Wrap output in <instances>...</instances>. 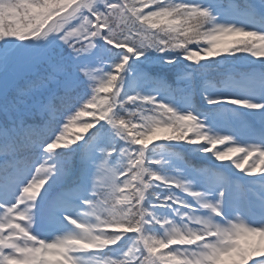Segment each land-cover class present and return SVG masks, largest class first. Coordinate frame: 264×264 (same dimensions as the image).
Returning a JSON list of instances; mask_svg holds the SVG:
<instances>
[{
	"label": "snow or ice",
	"instance_id": "obj_1",
	"mask_svg": "<svg viewBox=\"0 0 264 264\" xmlns=\"http://www.w3.org/2000/svg\"><path fill=\"white\" fill-rule=\"evenodd\" d=\"M0 264H264V0H0Z\"/></svg>",
	"mask_w": 264,
	"mask_h": 264
},
{
	"label": "trees",
	"instance_id": "obj_2",
	"mask_svg": "<svg viewBox=\"0 0 264 264\" xmlns=\"http://www.w3.org/2000/svg\"><path fill=\"white\" fill-rule=\"evenodd\" d=\"M152 70L155 71L156 69L153 68ZM167 78H168L169 82L175 86V80H176L175 75L174 74H168ZM181 86H183V85H181Z\"/></svg>",
	"mask_w": 264,
	"mask_h": 264
}]
</instances>
